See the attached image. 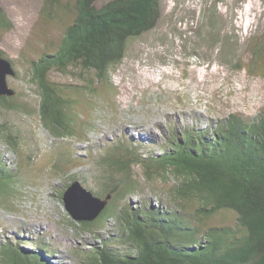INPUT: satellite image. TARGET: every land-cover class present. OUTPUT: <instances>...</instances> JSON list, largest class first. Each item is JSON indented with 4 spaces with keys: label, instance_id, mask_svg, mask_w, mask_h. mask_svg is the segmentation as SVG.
Returning <instances> with one entry per match:
<instances>
[{
    "label": "trees",
    "instance_id": "1",
    "mask_svg": "<svg viewBox=\"0 0 264 264\" xmlns=\"http://www.w3.org/2000/svg\"><path fill=\"white\" fill-rule=\"evenodd\" d=\"M99 1L44 0L40 11L45 20L64 26L56 50L31 62L29 78L40 101V124L55 138L76 135L77 97L91 100L99 84L108 85L110 71L122 63L130 44L153 30L161 16V0H108L98 6ZM12 28L0 2V42ZM252 56L257 69L264 60V38ZM5 58L16 73L9 78H16L13 61ZM71 70L79 71L82 84L52 80L53 72ZM19 98L0 96V114H35ZM196 122L171 124L157 154L143 157L117 147L99 157L101 190L86 188L106 206L93 221L68 224L76 236L93 235L100 244L73 247L77 264H264V108L251 118L232 113ZM20 138L13 126L0 123V145L18 156ZM25 157L31 164V155ZM136 160L143 168L141 181L132 173ZM169 181L166 203L161 197L158 206L127 201L142 183ZM18 185L17 171L0 152V205L8 206ZM110 221L113 230L100 236L97 229ZM53 253L44 242L12 238L0 244V264H51Z\"/></svg>",
    "mask_w": 264,
    "mask_h": 264
},
{
    "label": "rangeland",
    "instance_id": "2",
    "mask_svg": "<svg viewBox=\"0 0 264 264\" xmlns=\"http://www.w3.org/2000/svg\"><path fill=\"white\" fill-rule=\"evenodd\" d=\"M0 2L13 24L3 34L0 50L18 73L8 83L19 100L35 110L31 116L0 114V123L21 133L22 152L18 156L0 145L8 166L19 175L8 206L0 205V244L12 238L37 240L54 251L46 257L51 264H77L76 250L100 244V239L76 236L68 224L76 219L60 197L72 178L99 192V157L110 150L133 148L143 157L157 154V146L170 136L171 124L207 123L232 113L251 118L264 108V60L253 69L252 56L253 47L264 38V0H161L157 25L130 44L122 63L110 71L109 84H99L91 100L77 97L76 135L55 138L40 124V101L29 78L31 62L56 50L64 26L41 16L44 0ZM78 75L75 70L53 72L52 80L80 85ZM136 162L132 173L141 181L143 168ZM171 184L142 183L127 201L158 206L157 198L167 202L163 193ZM113 228L110 221L97 232L107 238V229Z\"/></svg>",
    "mask_w": 264,
    "mask_h": 264
},
{
    "label": "water",
    "instance_id": "3",
    "mask_svg": "<svg viewBox=\"0 0 264 264\" xmlns=\"http://www.w3.org/2000/svg\"><path fill=\"white\" fill-rule=\"evenodd\" d=\"M15 76L16 73L12 63L5 58L0 50V96L12 97L16 95V92L8 83V78ZM62 202L72 219L88 221L95 220L107 203L106 200H100L94 196L79 181L70 183L64 189L62 192Z\"/></svg>",
    "mask_w": 264,
    "mask_h": 264
},
{
    "label": "bare ground",
    "instance_id": "4",
    "mask_svg": "<svg viewBox=\"0 0 264 264\" xmlns=\"http://www.w3.org/2000/svg\"><path fill=\"white\" fill-rule=\"evenodd\" d=\"M136 146H137V145H136ZM72 183H73V182H72ZM72 183H71V184H72ZM60 199L62 200V196L60 197ZM129 202H130V201H129Z\"/></svg>",
    "mask_w": 264,
    "mask_h": 264
}]
</instances>
